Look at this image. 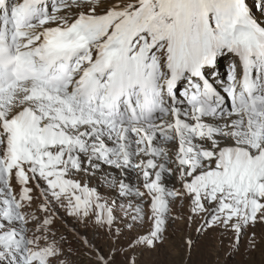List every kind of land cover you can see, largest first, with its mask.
Instances as JSON below:
<instances>
[{"label": "snow or ice", "instance_id": "6c2138e0", "mask_svg": "<svg viewBox=\"0 0 264 264\" xmlns=\"http://www.w3.org/2000/svg\"><path fill=\"white\" fill-rule=\"evenodd\" d=\"M185 201L264 256V0H0V264H71L56 206L128 237L96 264H143Z\"/></svg>", "mask_w": 264, "mask_h": 264}, {"label": "rangeland", "instance_id": "374dc122", "mask_svg": "<svg viewBox=\"0 0 264 264\" xmlns=\"http://www.w3.org/2000/svg\"><path fill=\"white\" fill-rule=\"evenodd\" d=\"M223 58L233 62L228 56ZM87 176L85 174L83 176H77L76 178L82 184L96 188L104 201L109 206H113L112 202L117 201V194L115 190L103 182V176L98 178L92 177L91 179ZM131 180L134 181L135 177H131ZM173 183H176V181H169L170 185ZM176 186L179 187V184L176 183ZM128 202L127 199L121 197L117 205L113 206L114 215L117 217V223L114 225V229L116 227L124 228V221L126 219L124 216V208ZM144 207L147 211V206L144 205ZM173 211L174 214L183 215L184 219L177 221L175 225L169 226L167 239L163 247L158 248L155 252L144 253L143 264H264V256H261L260 253L249 258L244 248H241L238 253L230 252L229 249L231 246L228 244L229 237L222 236L219 230L209 232L205 235L197 233L196 229L200 221L194 219L190 222L187 219L189 215L187 201L183 203V206H175ZM55 216L52 231L56 234L58 240L60 237H66L63 248L66 253L65 258L70 259L71 264H96L97 250L102 249L103 254L108 256L110 249L114 246L124 247L127 244L128 237L126 235L117 244L115 237L104 228L97 227L92 219L85 226L75 217L69 216L65 209L59 206L55 207ZM30 227L32 226L30 225ZM149 227L150 225L146 224L141 231L146 234ZM29 235H31V232ZM188 238L193 239V241H198L195 248L191 251L190 259L185 251V241ZM84 239H87L89 244H85L83 242ZM221 239L225 242L223 247L219 243ZM116 264H126L125 256L122 253L117 254Z\"/></svg>", "mask_w": 264, "mask_h": 264}, {"label": "bare ground", "instance_id": "6f19581e", "mask_svg": "<svg viewBox=\"0 0 264 264\" xmlns=\"http://www.w3.org/2000/svg\"><path fill=\"white\" fill-rule=\"evenodd\" d=\"M232 64V62H230L229 60H227L226 58H220V62H219V72L221 74H223V72H228L230 69V65ZM223 70V71H221ZM227 81V80H226ZM225 83V82H224ZM88 177V176H87ZM89 178V177H88Z\"/></svg>", "mask_w": 264, "mask_h": 264}]
</instances>
